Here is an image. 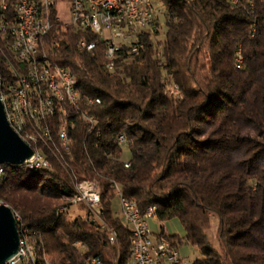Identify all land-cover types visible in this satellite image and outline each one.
<instances>
[{
  "label": "trees",
  "instance_id": "obj_1",
  "mask_svg": "<svg viewBox=\"0 0 264 264\" xmlns=\"http://www.w3.org/2000/svg\"><path fill=\"white\" fill-rule=\"evenodd\" d=\"M156 1L144 48L119 47L112 71L95 34L54 21L44 38L43 51L71 70L81 98L66 116H48L49 139L33 145L51 169L1 165L0 202L22 218L36 264H128L132 231L115 209L116 186L142 212L156 208L161 222L179 219L183 234L161 225L160 235L180 249L198 247L191 264H264V0ZM8 9L0 17H13ZM84 36L95 49L78 47ZM9 75L0 53L3 87ZM70 119L68 155L58 133ZM82 180L99 190L105 228L84 204V216L68 212Z\"/></svg>",
  "mask_w": 264,
  "mask_h": 264
},
{
  "label": "built area",
  "instance_id": "obj_2",
  "mask_svg": "<svg viewBox=\"0 0 264 264\" xmlns=\"http://www.w3.org/2000/svg\"><path fill=\"white\" fill-rule=\"evenodd\" d=\"M13 9V15H19V19L27 28V35L13 33L10 24H3V29L9 31L12 38V45L21 49L25 58L39 61L41 68L46 72L47 79H52L58 90L60 108L64 116L68 113V105H77L81 95L77 87V79L67 67L60 66L50 60L43 51L42 46L45 36L51 31L54 21L62 22L64 25H71L83 33H92L98 36L101 41L106 42L105 55L108 59L107 68L114 70V59L116 52L122 45L131 47L132 51L138 52L144 48L143 37L152 33L156 27L157 14L160 4L156 0H9ZM67 16L68 19H65ZM95 41L87 40L84 36L78 43L81 50H93L96 48ZM10 87H15V92H20L21 105H23L24 92L20 90L19 80L8 76ZM89 104L100 103V100L88 98ZM48 108L45 102V94H42L41 104ZM5 109V106H4ZM29 112H27L28 118ZM85 120L95 122L92 116L84 115ZM68 138L72 139L68 132V124L73 125L74 120L64 121ZM119 141L125 143L127 140L123 134ZM71 150V147H70ZM32 169H48V165L39 158H32L25 164ZM118 199L121 206V219L125 225L132 226L136 232V241L131 242L133 255L130 264H189L183 256L181 249L163 237L154 233L151 228L153 209L149 207L142 212L137 204H127L119 186ZM76 197L71 203L84 204L89 217L100 223L101 209L96 207V198H99V190L88 185L87 180H82V188H75ZM19 231H23V220L15 214ZM115 233H111L110 240L116 241ZM82 246L80 242L75 243ZM5 264H28L24 256L22 242L18 253L9 259ZM87 264H102L97 262L96 257L88 260Z\"/></svg>",
  "mask_w": 264,
  "mask_h": 264
},
{
  "label": "bare ground",
  "instance_id": "obj_3",
  "mask_svg": "<svg viewBox=\"0 0 264 264\" xmlns=\"http://www.w3.org/2000/svg\"><path fill=\"white\" fill-rule=\"evenodd\" d=\"M8 7L11 10L9 0L0 1V11L7 10ZM8 12L10 11H7V13ZM9 15L12 14L8 13V15H5V17H0V21H3V24H10L13 33L27 35V28H24V26L22 25L19 19V15H14L13 17ZM0 53L4 57L5 63L8 66V69L12 72L15 80H19L20 90L24 92L25 97V99H23V105H21L20 92H15V87H10V85H8V87H5V84H3V87L1 83L2 78H0V95L3 105L5 106V112L8 122L10 123L12 128L22 137V139L34 149V144L46 142L49 139L51 132L49 126L46 125L47 117H52V115L56 114V112L61 111L58 90L54 85L53 80L47 79L46 72L43 70V68H41V64L39 63V61L25 58L21 49H18L14 45H12L11 35L9 34V31L3 29L1 23ZM42 94H45V102L48 105V108L45 109L46 118H43L44 108L37 105L41 104L42 102ZM27 112H29L28 118ZM58 136L60 145L65 149L64 151H66L67 154L70 155L72 139L68 138L66 133V126L64 124L60 128ZM34 156L38 157L39 161H44L45 164L48 165V169L52 168L50 161L43 153L42 149H34ZM27 168L33 170L32 167ZM2 174L3 168L0 166V177ZM88 185L94 187V185L90 182H88ZM75 188H82V181H76ZM125 202L127 204H135L126 198ZM96 207L102 209L100 193L99 198H96ZM153 219H158L156 209H153ZM128 226L131 228L132 242H134L136 241V232L134 231V229H132V226ZM26 230L27 229L23 226V232H25ZM115 237H117L116 233ZM21 242L23 245L24 256L26 257L28 264H36L35 251L28 243L26 237H24L23 239L21 238ZM132 255L133 246L131 245V258ZM97 262L100 261L97 260ZM130 263L131 259L128 264Z\"/></svg>",
  "mask_w": 264,
  "mask_h": 264
},
{
  "label": "water",
  "instance_id": "obj_4",
  "mask_svg": "<svg viewBox=\"0 0 264 264\" xmlns=\"http://www.w3.org/2000/svg\"><path fill=\"white\" fill-rule=\"evenodd\" d=\"M34 149L22 139L8 122L0 95V166L25 165ZM21 235L13 209L0 202V264L15 256L20 248Z\"/></svg>",
  "mask_w": 264,
  "mask_h": 264
},
{
  "label": "rangeland",
  "instance_id": "obj_5",
  "mask_svg": "<svg viewBox=\"0 0 264 264\" xmlns=\"http://www.w3.org/2000/svg\"><path fill=\"white\" fill-rule=\"evenodd\" d=\"M65 1L69 2V0H65ZM65 19H68L67 16ZM164 30H165V28L162 26V29H161L162 34L164 33ZM170 93L175 95V96H178V97L181 96L180 92L178 90H176V88H174V87H170ZM129 157H130V150H129L128 146H125L124 147V158L127 159ZM29 200H31V199H29ZM67 201L71 202V199H68ZM115 209H116L117 213L119 215H121V206H120L119 199H116ZM59 211L63 212L64 208L63 207L60 208ZM68 212H69L71 217H76L79 215H83V216L85 215V212L79 209V204H75V203H73V205L68 209ZM151 222L154 225V227H156L158 232L161 231V225H164L165 233H172V234L173 233H180V234H182L184 232V228H183L181 222L179 221V219H177V218L169 220L165 223L161 222L159 219H152ZM217 226H218V219L216 217H213L212 223H211V228L209 229V237L214 244H217V241H216ZM29 243H30V241H29ZM181 251L184 254L183 256L186 258V260L188 261L189 264H191L197 257L201 256L199 248L194 247L192 245L182 246ZM43 258L45 259L46 257H43Z\"/></svg>",
  "mask_w": 264,
  "mask_h": 264
},
{
  "label": "crops",
  "instance_id": "obj_6",
  "mask_svg": "<svg viewBox=\"0 0 264 264\" xmlns=\"http://www.w3.org/2000/svg\"><path fill=\"white\" fill-rule=\"evenodd\" d=\"M151 228H152V231L154 232V233H159L158 231H157V229H156V227H154V225L152 224V222H151ZM184 233V232H183ZM182 233V234H183ZM182 252V251H181ZM183 254V253H182ZM184 255V254H183Z\"/></svg>",
  "mask_w": 264,
  "mask_h": 264
}]
</instances>
